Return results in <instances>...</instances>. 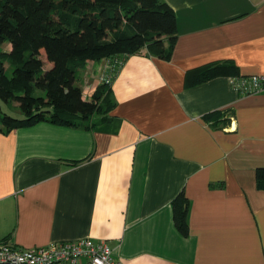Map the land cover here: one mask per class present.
I'll use <instances>...</instances> for the list:
<instances>
[{
    "label": "crops",
    "instance_id": "crops-1",
    "mask_svg": "<svg viewBox=\"0 0 264 264\" xmlns=\"http://www.w3.org/2000/svg\"><path fill=\"white\" fill-rule=\"evenodd\" d=\"M161 1L176 20L169 61L142 50L82 72L84 99L110 77L105 127L41 122L0 133V243L104 241L121 264H264L254 179L264 167V88L244 95L232 84L264 76V0ZM213 63L238 77L185 86L187 72ZM180 193L186 237L172 220Z\"/></svg>",
    "mask_w": 264,
    "mask_h": 264
},
{
    "label": "trees",
    "instance_id": "trees-1",
    "mask_svg": "<svg viewBox=\"0 0 264 264\" xmlns=\"http://www.w3.org/2000/svg\"><path fill=\"white\" fill-rule=\"evenodd\" d=\"M176 38L175 14L161 0H0V46H10L0 51V102L16 104L22 114L16 119L0 106V133L41 122L86 131L105 127L115 106L110 85L102 82L89 99L76 85L87 63L123 61L142 50L169 61ZM5 65L12 68L10 78ZM238 75L233 65L213 63L187 72L185 86ZM254 179L264 191V167L255 169ZM171 206L174 227L186 237L188 200L180 193Z\"/></svg>",
    "mask_w": 264,
    "mask_h": 264
},
{
    "label": "built area",
    "instance_id": "built-area-1",
    "mask_svg": "<svg viewBox=\"0 0 264 264\" xmlns=\"http://www.w3.org/2000/svg\"><path fill=\"white\" fill-rule=\"evenodd\" d=\"M120 64L116 61L112 71ZM102 82L110 85V77L103 78ZM232 84L241 94H253L264 88V76L236 79ZM81 260L87 264H121L104 241L82 239L31 249L17 248L9 240L0 243V264H78Z\"/></svg>",
    "mask_w": 264,
    "mask_h": 264
},
{
    "label": "rangeland",
    "instance_id": "rangeland-1",
    "mask_svg": "<svg viewBox=\"0 0 264 264\" xmlns=\"http://www.w3.org/2000/svg\"><path fill=\"white\" fill-rule=\"evenodd\" d=\"M8 44H3V45H1L0 46V51L1 52H7L6 50L8 49ZM42 59H44L45 60V57H44V55H42ZM96 64V66H95V68H97V69H99L98 68V65H99V63H95ZM48 68V67H47ZM5 74H6V76L8 77V78H10L11 77V75H12V68H6V72H5ZM91 74H92V77L95 79L96 77H95V75L92 73V71H91ZM97 81V80H96ZM77 86L79 85L78 83L76 84ZM81 91L83 92V93H87V86H86V83H85V86L83 85V88L81 87ZM0 106H1V109H2V111L4 112V113H6L7 115H10V116H12V117H14V118H16V119H19L20 117H17V116H15L16 115V110H19L18 109V107L16 108V104H11V105H5V104H3V103H1L0 102ZM20 111V110H19Z\"/></svg>",
    "mask_w": 264,
    "mask_h": 264
}]
</instances>
